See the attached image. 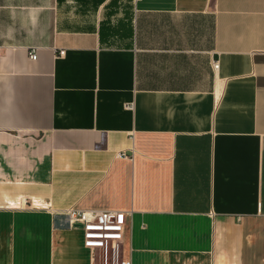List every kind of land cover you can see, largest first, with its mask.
<instances>
[{"label": "crops", "instance_id": "1", "mask_svg": "<svg viewBox=\"0 0 264 264\" xmlns=\"http://www.w3.org/2000/svg\"><path fill=\"white\" fill-rule=\"evenodd\" d=\"M0 54V264H98L71 208L264 264V0H0Z\"/></svg>", "mask_w": 264, "mask_h": 264}, {"label": "built area", "instance_id": "2", "mask_svg": "<svg viewBox=\"0 0 264 264\" xmlns=\"http://www.w3.org/2000/svg\"><path fill=\"white\" fill-rule=\"evenodd\" d=\"M30 59L37 60L36 49L30 52ZM65 217L71 227H81L84 247L91 251L94 260L98 257L100 264H132L126 252L129 214L71 208Z\"/></svg>", "mask_w": 264, "mask_h": 264}, {"label": "rangeland", "instance_id": "3", "mask_svg": "<svg viewBox=\"0 0 264 264\" xmlns=\"http://www.w3.org/2000/svg\"><path fill=\"white\" fill-rule=\"evenodd\" d=\"M97 263L100 264V263H99V258H98V260H97Z\"/></svg>", "mask_w": 264, "mask_h": 264}]
</instances>
